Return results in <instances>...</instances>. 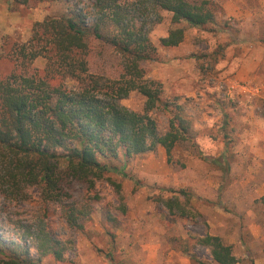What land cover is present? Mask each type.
<instances>
[{"label":"rangeland","instance_id":"obj_1","mask_svg":"<svg viewBox=\"0 0 264 264\" xmlns=\"http://www.w3.org/2000/svg\"><path fill=\"white\" fill-rule=\"evenodd\" d=\"M1 1L0 76L13 71L2 52L3 38L24 43L35 23L81 2ZM208 1L215 18L202 28L172 24L171 16L161 13L149 34L155 56L141 63L145 77L163 87L167 110L161 104L149 113L159 131L168 129L179 107L191 121L187 139L174 147L170 162L157 146L129 160L124 176L107 175L120 184L119 191L106 180L91 190L72 183L73 200L89 206L77 229L64 222L58 204L43 205L37 189H29L22 200L0 193V240L21 244L26 228L44 225L72 246L64 262L47 256L41 264H215L195 240L208 233L232 247L238 264H264V0ZM176 28L184 29L182 42L161 46L160 38ZM88 42L89 72L117 78L119 57L106 44ZM44 64L37 59L26 72L41 71ZM121 104L144 113V98L137 92ZM211 159H220L221 167ZM180 189L189 192L197 220L168 216L157 202ZM26 245L36 255L31 241Z\"/></svg>","mask_w":264,"mask_h":264},{"label":"trees","instance_id":"obj_2","mask_svg":"<svg viewBox=\"0 0 264 264\" xmlns=\"http://www.w3.org/2000/svg\"><path fill=\"white\" fill-rule=\"evenodd\" d=\"M80 1L66 4L60 15L35 23L24 43L3 38L2 52L13 62V71L0 76V193L22 200L29 189H37L41 203L58 204L72 229L89 213L86 203L70 195L72 183L91 190L106 180L119 191L120 184L108 174L124 176L129 160L157 146L165 150L170 162L174 147L187 139L191 121L181 107L163 133L149 115L162 104L163 87L145 77L141 63L155 56L149 34L161 22V13L169 14L172 24L184 22L192 28L205 27L215 18L208 0ZM183 37L184 29L176 28L159 42L176 47ZM91 39L108 45L119 57L117 78L89 72ZM37 59L45 61L43 69L28 74L25 67ZM66 80L75 85L69 87ZM132 92L144 98L143 114L121 104ZM162 106L167 110V104ZM219 160L211 162L221 167ZM260 201L264 205V196ZM157 202L168 216L193 221L200 217L185 189L159 196ZM19 239L21 244L0 240L2 264H41L47 256L64 262L72 246L44 225L26 228ZM195 240L209 251L215 264H238L232 247L220 237L205 233ZM191 259L197 258L192 254Z\"/></svg>","mask_w":264,"mask_h":264},{"label":"crops","instance_id":"obj_3","mask_svg":"<svg viewBox=\"0 0 264 264\" xmlns=\"http://www.w3.org/2000/svg\"><path fill=\"white\" fill-rule=\"evenodd\" d=\"M1 3H2V4H1ZM0 5H3V2H2V1L0 2ZM239 18H240V17H239Z\"/></svg>","mask_w":264,"mask_h":264}]
</instances>
